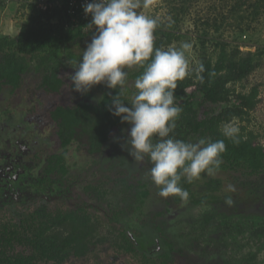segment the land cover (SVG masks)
I'll return each instance as SVG.
<instances>
[{
	"label": "rangeland",
	"instance_id": "1",
	"mask_svg": "<svg viewBox=\"0 0 264 264\" xmlns=\"http://www.w3.org/2000/svg\"><path fill=\"white\" fill-rule=\"evenodd\" d=\"M27 1L0 5V35L17 36L28 14ZM180 6L187 11L178 15L175 26L178 39L166 46V50L179 48L183 42L191 43L188 56L191 67L204 55L213 64L222 44L228 57L249 58L254 69L246 77L227 83L234 91L228 105L238 104L236 93L249 94L254 87L256 105L246 114L224 122L221 129L225 124H235L239 131L253 133L255 141L264 146V0H247L243 6H239V0H153L147 8L138 11L166 24ZM90 42L85 40L74 50L81 52ZM67 60L64 59L59 69L62 77L74 71V65ZM33 75L30 67L21 86ZM106 89V85L100 84L86 94L72 90L61 99L66 103L96 101ZM193 89L190 86L187 92H196L193 108L198 115L217 113L226 106L209 102L199 105L201 95ZM8 92L9 87H0V109L5 106ZM2 125L0 225L18 226L23 219L42 210L80 215L88 218L94 227L87 252L79 256L69 253L63 264H264V200L244 195L236 183L238 173L219 170L214 176L222 190L228 184L234 186L235 191L229 192L231 206L223 200L216 204L187 205L169 212L149 201L139 202V185L151 181L146 173L152 165L147 157L139 166L132 160L128 152L131 145L126 143L130 125L125 123L123 130L115 131L113 141L97 159L81 164L69 174L53 173L55 189L50 187L36 193L30 190L32 181L28 176L31 173L44 176L51 170L49 156L56 148V135L52 128H39L34 123ZM198 138L189 135L187 140L194 142ZM139 207L137 214L135 209ZM29 250L26 245L17 248L24 254ZM163 253L172 258L168 261L163 258L165 262L161 263Z\"/></svg>",
	"mask_w": 264,
	"mask_h": 264
},
{
	"label": "trees",
	"instance_id": "2",
	"mask_svg": "<svg viewBox=\"0 0 264 264\" xmlns=\"http://www.w3.org/2000/svg\"><path fill=\"white\" fill-rule=\"evenodd\" d=\"M28 1L25 4L29 9L28 14L17 36L0 35V87H9V97H12L11 94L15 95L13 98L16 97L5 103L4 109L0 111V120L4 126L26 122L34 123L39 128L56 127V148L49 156L52 160L51 170L44 176L34 175L31 179L30 190L42 193L50 187L55 189V180L51 178L53 173L61 171L69 174L81 164L87 165L90 160L93 162L113 141L115 131L123 130L125 123L112 115L111 101L117 95L130 107L127 103H130L136 91L134 81L144 69L133 67L126 70L128 80L132 82H127L129 85H126L123 93L118 88H108L96 101L64 102L61 97L72 91V84L69 75H59L61 64L64 59H68L67 62L74 65L75 69L84 51L76 52L75 47L85 40H91L95 30L72 26L63 8L40 10L35 0ZM246 1L239 0V6L246 4ZM9 2L14 0H1L0 5ZM186 11L184 6L179 7L176 14L172 15L171 27H168L170 21L160 23L154 33L155 48L166 50V46L178 39L175 32L177 17ZM199 64H203L205 69L201 74L203 82L197 80L195 75L177 81L176 99L183 111L170 136L184 141H188L189 135L208 138L212 142L224 140L226 151L222 154L223 163L219 170L229 174L238 173L236 183L244 195L250 194L264 200V146L255 141L253 133L243 131H239L240 142L233 143L223 136L221 129L224 122L246 114L256 105L255 87L249 94L236 93L238 104L235 106L228 105L234 91L227 87L228 82L246 77L255 65L249 58L228 57L223 44L213 64L207 55L202 56L195 67ZM30 67L34 75L20 88L22 78ZM190 86L201 95L199 105L209 102L226 106L217 113L204 112L198 115L193 108L196 92H187ZM20 108L22 114L19 113ZM216 181L214 177L206 175L191 184L182 180L181 186L189 192L187 204H182L178 197H160L159 189L152 181H143L139 185V202L149 201L169 212L187 205L216 204L231 196ZM140 208H136L135 213L138 214ZM41 211L23 219L18 226L10 228L0 225V264H63L69 253L79 256L87 252V242L94 232L88 218ZM129 220H132L131 217ZM25 245L30 248L28 253L17 251L19 246ZM161 257V263L165 262L163 258L166 261L172 258L167 253Z\"/></svg>",
	"mask_w": 264,
	"mask_h": 264
},
{
	"label": "clouds",
	"instance_id": "3",
	"mask_svg": "<svg viewBox=\"0 0 264 264\" xmlns=\"http://www.w3.org/2000/svg\"><path fill=\"white\" fill-rule=\"evenodd\" d=\"M152 3L153 0L86 3L83 11L86 16L91 15L86 27L94 28L95 32L74 72L68 75L72 90L81 94L99 84L118 88L123 93L128 82L126 69H144L134 81L136 91L127 103L130 107L116 95L111 101L112 115L130 125L126 142L131 145L129 155L138 166L148 158L152 166L146 175L159 189V196L178 197L182 204H187L189 192L181 186V181L191 184L203 175L214 177L223 163L226 145L224 140L212 142L198 138L193 142L170 136L183 111L176 99L177 81L195 75L203 82L201 74L205 69L203 64L190 66L192 44L189 42L167 50L154 47L159 18L138 11ZM222 134L233 143L240 142L235 124H225ZM225 191L234 192L235 188L228 184ZM225 203L233 204L231 196L225 198Z\"/></svg>",
	"mask_w": 264,
	"mask_h": 264
},
{
	"label": "built area",
	"instance_id": "4",
	"mask_svg": "<svg viewBox=\"0 0 264 264\" xmlns=\"http://www.w3.org/2000/svg\"><path fill=\"white\" fill-rule=\"evenodd\" d=\"M5 1L8 2L11 0ZM90 2H92V0H35L37 8L40 10H47L49 8H63L64 13L68 20H70L72 26L81 27L83 29H88L86 26L91 21V15H85L83 6ZM91 30L95 29L93 28Z\"/></svg>",
	"mask_w": 264,
	"mask_h": 264
},
{
	"label": "flooded vegetation",
	"instance_id": "5",
	"mask_svg": "<svg viewBox=\"0 0 264 264\" xmlns=\"http://www.w3.org/2000/svg\"><path fill=\"white\" fill-rule=\"evenodd\" d=\"M23 85H24V84H23ZM23 85L21 86V83H20L19 87L22 88ZM11 95H12V97L10 98V97H9V92H8V97L5 99V103H6L8 100H10V99H15V98H16V97L13 98V96H15L14 94H11ZM62 100H63V99H62ZM3 109H4V106H2V108L0 109V111L3 110ZM5 118H6V117H5ZM5 118H4V119H5ZM0 123H2V120H0ZM23 123H25V122H23ZM12 125H13V124H12ZM2 126L4 127V125H2ZM34 126H35V124H34ZM36 127H37V126H36ZM45 127L52 128V129H53V132H54V133L56 132V127H55V126H53V127H52V126H45ZM40 128H41V127H40ZM0 152H1V154H0V160H1V158L4 156V154L2 153V151H0ZM3 158H4V157H3ZM5 158H6V157H5ZM3 167H4V165H1V164H0V169H3ZM0 172H3V171L1 170ZM34 175H35L34 173H33V174H32V173L29 174L28 177L30 178V180L32 179L31 176H34ZM28 177L25 176V179H24V180L27 181V182H28V180H29Z\"/></svg>",
	"mask_w": 264,
	"mask_h": 264
}]
</instances>
